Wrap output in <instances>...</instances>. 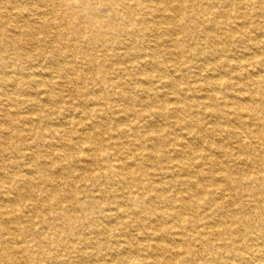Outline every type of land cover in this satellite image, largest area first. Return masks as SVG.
<instances>
[{
  "label": "bare ground",
  "instance_id": "6f19581e",
  "mask_svg": "<svg viewBox=\"0 0 264 264\" xmlns=\"http://www.w3.org/2000/svg\"><path fill=\"white\" fill-rule=\"evenodd\" d=\"M0 264H264V0H0Z\"/></svg>",
  "mask_w": 264,
  "mask_h": 264
}]
</instances>
